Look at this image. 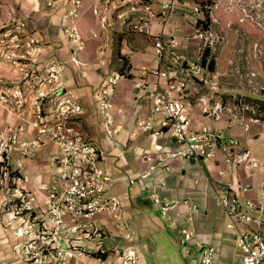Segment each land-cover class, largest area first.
<instances>
[{
  "label": "built area",
  "instance_id": "1",
  "mask_svg": "<svg viewBox=\"0 0 264 264\" xmlns=\"http://www.w3.org/2000/svg\"><path fill=\"white\" fill-rule=\"evenodd\" d=\"M87 1L90 0H42L46 13H58L59 28L74 49H82L85 45L79 19ZM93 2L90 10L101 29H107L110 24L109 5L114 3V8L130 6L136 18L129 22L131 31L149 33L148 21L140 22L138 12L142 9L155 16L151 0ZM183 3L196 17L192 36L200 39V50L195 59H187L176 50L178 41L173 36L153 35V53L164 63V68L143 67L135 80L138 88L151 86L148 93L151 103L147 118L138 120L131 132L133 135L146 132L151 144L141 153L147 161L146 167L128 178L130 184L150 177L158 168L167 172L173 159L222 161L225 168H219V173L242 165L250 170L259 166L258 159L241 145L238 136L225 134L208 121L197 122L191 112V105L185 98L190 80L197 77L202 68L203 49L210 51L220 36L211 26V21L216 20L212 14L215 4L211 0ZM173 6V0L162 4L158 15L161 22L168 21ZM241 10L246 15L247 10L242 5ZM244 15L239 19L242 20ZM1 27L2 48L24 71L20 80L7 87L6 93L16 102L21 97L24 99L25 109L32 113L30 126L56 146V152L50 155L49 168L36 173L32 186L20 190L9 203V222L17 220L12 227L13 233L20 238L13 246L14 260L20 264H68L78 257L77 253L89 251L83 240L101 236L94 221L96 214L108 210L114 218L120 217L121 200L117 195L107 193L114 180L104 166L99 143L81 124L82 104L71 89L61 84V62L52 55H45L43 38L28 27L26 16L14 17ZM119 61L123 64L122 56ZM35 69L39 71L35 72ZM149 74L156 79L149 80ZM121 77H125L124 71L112 72L101 80L93 94L107 133L118 131L112 127L111 110L115 86ZM202 111L205 113L202 116L211 119L221 116L216 107L209 110L205 106ZM251 191L255 192L254 196L246 195ZM214 197L228 217L226 227L238 231L236 246L243 264H264V178L256 183L245 180L227 183L215 190ZM152 199L162 213L175 205L174 201L155 194ZM179 237L181 242H188L192 240L193 232L181 224ZM194 247L199 253L197 264H217L213 244L196 240ZM93 250L100 253L103 248L96 243ZM121 257L120 264H136L133 249L124 251Z\"/></svg>",
  "mask_w": 264,
  "mask_h": 264
},
{
  "label": "crops",
  "instance_id": "2",
  "mask_svg": "<svg viewBox=\"0 0 264 264\" xmlns=\"http://www.w3.org/2000/svg\"><path fill=\"white\" fill-rule=\"evenodd\" d=\"M13 1H16L15 5ZM93 1L84 4L79 19L85 37L82 49L71 47L72 43L59 28L58 13H46L42 0H11L8 5L10 9L18 6L17 12L28 17V27L43 38L45 55H52L61 62V84L71 89L82 104L81 124L99 143L104 166L114 180L107 193L117 195L122 204V214L118 218H114L108 210L96 214L94 221L101 236L83 240L89 251L77 253L78 257L68 264H120L121 255L130 249L135 250L136 264H197L199 253L194 247L196 240L214 245L217 264H243L236 246L238 231L226 227L228 217L214 194L216 189L230 182L245 180L256 183L264 178V120L259 123L247 121L245 124L233 118L215 120L208 116H196L197 122L208 121L223 133L238 136L241 145L258 159L259 166L255 169L242 165L219 173V168H225L222 161L173 159L167 172L158 168L150 177L130 184L128 178L146 167L147 161L141 153L151 144L146 132L134 135L131 132L138 120L147 118L151 103L148 96L151 86L138 88L135 80L143 67L164 68V63L153 53V35L173 36L178 41V52L185 54L187 59L196 58L201 45L200 39L192 36L196 17L183 3L193 0H173L174 6L165 23L158 15L167 0H151L155 16L142 9L138 12L140 22L148 21L149 33L131 31L129 22L136 18L130 6L114 8V3L109 5L110 24L107 29H101L97 17L90 10L95 3ZM211 1L215 4L212 14L216 20L211 21L215 29L224 27L228 19L237 21L242 15L241 5L247 10L246 4L239 0ZM236 28L235 22L231 29ZM92 32H97V35H92ZM120 56L126 60L124 65L119 61ZM114 71H124L125 77L117 80L111 110L112 127L118 131L107 133L93 94L101 80ZM147 78L154 80L156 76L149 74ZM40 157L38 159L42 164L39 162L36 170L34 164V168L23 165L24 159L11 160L21 176L12 187L13 193L21 187H31L35 174L49 168L50 156L49 159L48 156L45 159V155ZM153 194L174 201L175 205L167 213H162L153 202ZM246 195L254 196L255 192ZM9 218L10 214L6 211L3 220H0V264H20L14 260L13 253V246L20 239L13 233L12 227L17 220L9 222ZM181 224L193 232L192 240L180 241ZM96 243L101 245L102 252H94Z\"/></svg>",
  "mask_w": 264,
  "mask_h": 264
},
{
  "label": "rangeland",
  "instance_id": "3",
  "mask_svg": "<svg viewBox=\"0 0 264 264\" xmlns=\"http://www.w3.org/2000/svg\"><path fill=\"white\" fill-rule=\"evenodd\" d=\"M240 2L246 4V15L243 13V19H239L240 15L235 21L236 29H231L235 22L230 19L224 27L216 29L220 36L218 42L210 48L198 76L190 80L185 98L195 117L205 114L202 108L206 106L209 110L216 107L220 118L239 119L241 123L264 120V0ZM9 3L11 0H0V31L12 18L26 16L17 12L18 6L10 9ZM211 58L213 68L207 65ZM17 66L8 58L0 41V158L5 157L0 168L9 165L0 178V220L8 212L15 194L24 189L12 192L21 176L11 160L24 159L23 165L34 168V164L36 170L37 164H42L38 157L45 155L49 159L56 152L54 143L30 126L32 113L25 109L24 99L21 97L16 102L6 93L7 87L20 80L24 73Z\"/></svg>",
  "mask_w": 264,
  "mask_h": 264
},
{
  "label": "trees",
  "instance_id": "4",
  "mask_svg": "<svg viewBox=\"0 0 264 264\" xmlns=\"http://www.w3.org/2000/svg\"><path fill=\"white\" fill-rule=\"evenodd\" d=\"M206 15V14H205ZM204 24H206V22H204ZM209 54V48H204L203 49V52H202V58H201V62H202V64H204L205 63V61H206V56ZM126 62V60H125V58H123V64ZM213 63H214V60L211 58L209 61H208V63H207V65H208V67L209 68H213ZM4 155V154H3ZM4 162H5V157H3L2 159L0 158V165H2V164H4ZM6 168H9V165L7 164L6 165ZM5 168V169H6ZM5 169L3 168V169H1L0 168V178H1V176L3 175V173L5 172ZM9 173H11V172H9ZM15 173H17V175H19L18 174V172H15Z\"/></svg>",
  "mask_w": 264,
  "mask_h": 264
}]
</instances>
